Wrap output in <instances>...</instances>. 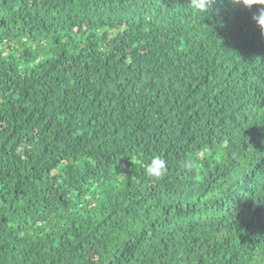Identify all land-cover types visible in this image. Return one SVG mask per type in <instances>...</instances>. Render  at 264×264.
<instances>
[{
  "label": "trees",
  "instance_id": "16d2710c",
  "mask_svg": "<svg viewBox=\"0 0 264 264\" xmlns=\"http://www.w3.org/2000/svg\"><path fill=\"white\" fill-rule=\"evenodd\" d=\"M187 3L0 0V264H264L257 6Z\"/></svg>",
  "mask_w": 264,
  "mask_h": 264
},
{
  "label": "clouds",
  "instance_id": "9594fccd",
  "mask_svg": "<svg viewBox=\"0 0 264 264\" xmlns=\"http://www.w3.org/2000/svg\"><path fill=\"white\" fill-rule=\"evenodd\" d=\"M214 2L215 0H188L187 6L193 11L203 13L212 7ZM231 2L248 10H251L253 6H257L252 19L261 29V32L264 33V0H231ZM179 166L188 172H193L199 168L198 157H187L180 162ZM168 171V161L160 155H154L144 167L145 174L155 179L165 177Z\"/></svg>",
  "mask_w": 264,
  "mask_h": 264
}]
</instances>
